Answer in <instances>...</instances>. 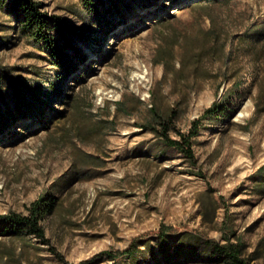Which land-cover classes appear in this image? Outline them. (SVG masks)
Instances as JSON below:
<instances>
[{
	"label": "rangeland",
	"instance_id": "rangeland-1",
	"mask_svg": "<svg viewBox=\"0 0 264 264\" xmlns=\"http://www.w3.org/2000/svg\"><path fill=\"white\" fill-rule=\"evenodd\" d=\"M9 1L0 215L52 200L40 225L70 263L136 240L116 264H214L209 241L264 264V0H33L60 58L23 34ZM213 105L196 165L153 131L186 133ZM0 264L62 263L0 219Z\"/></svg>",
	"mask_w": 264,
	"mask_h": 264
},
{
	"label": "trees",
	"instance_id": "trees-1",
	"mask_svg": "<svg viewBox=\"0 0 264 264\" xmlns=\"http://www.w3.org/2000/svg\"><path fill=\"white\" fill-rule=\"evenodd\" d=\"M83 1L86 6L90 5V2H88L90 0ZM219 1L226 2L227 0ZM5 2L6 0H0L1 8L4 6ZM8 6L16 15L18 23H21L23 34L34 41L35 45H39L41 41L44 42L47 45L49 52L52 55H55V57L60 58L61 54L55 52V48L49 34L50 26L48 20H54V18L48 17L46 13L42 12L40 5L33 0H10ZM215 112V105L207 108L199 117L192 121L191 126L186 133L175 129L174 136H172L169 133V129L164 126L161 127L160 130L153 128V131L167 146L175 148L192 165H196L197 161L192 148V139L199 134L203 120L207 117L213 116ZM53 207L54 202L52 200L39 198L30 204L28 208V215H0V219L23 224L28 232L37 238L42 244L46 245L48 251L62 264H95L97 261L101 260L112 261V264H116V260L120 257H126L128 259L134 258V254L137 250L136 240L132 242L129 248L123 251H103L78 263L68 262L65 257L50 244L49 239L45 236L44 230L40 225V219L42 216L51 213ZM207 245L210 248L211 262L214 264H254L241 256L237 245L231 243L219 244L212 241L207 242Z\"/></svg>",
	"mask_w": 264,
	"mask_h": 264
},
{
	"label": "bare ground",
	"instance_id": "bare-ground-1",
	"mask_svg": "<svg viewBox=\"0 0 264 264\" xmlns=\"http://www.w3.org/2000/svg\"><path fill=\"white\" fill-rule=\"evenodd\" d=\"M173 2H175V1H173Z\"/></svg>",
	"mask_w": 264,
	"mask_h": 264
}]
</instances>
